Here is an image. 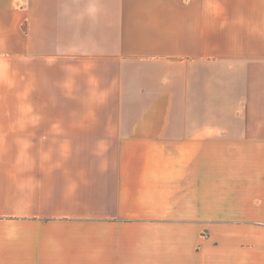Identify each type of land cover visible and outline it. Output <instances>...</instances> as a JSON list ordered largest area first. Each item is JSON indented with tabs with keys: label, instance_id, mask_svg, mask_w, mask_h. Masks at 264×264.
I'll list each match as a JSON object with an SVG mask.
<instances>
[{
	"label": "crops",
	"instance_id": "1",
	"mask_svg": "<svg viewBox=\"0 0 264 264\" xmlns=\"http://www.w3.org/2000/svg\"><path fill=\"white\" fill-rule=\"evenodd\" d=\"M0 264H264V0H0Z\"/></svg>",
	"mask_w": 264,
	"mask_h": 264
}]
</instances>
